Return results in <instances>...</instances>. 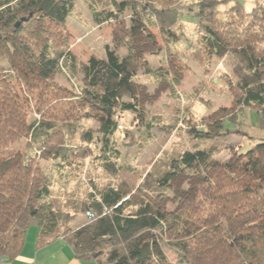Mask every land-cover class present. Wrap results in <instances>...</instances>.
I'll use <instances>...</instances> for the list:
<instances>
[{
	"label": "trees",
	"instance_id": "obj_1",
	"mask_svg": "<svg viewBox=\"0 0 264 264\" xmlns=\"http://www.w3.org/2000/svg\"><path fill=\"white\" fill-rule=\"evenodd\" d=\"M87 1L98 23L112 21L129 51L135 28L149 53H158V37L176 46L184 38L183 16L196 18L193 56L207 66L215 56L229 55L243 92L233 104L264 115V5L248 10L237 1L221 11L228 0ZM73 10V0H0V260L15 259L37 227L38 247L62 238L78 259L95 264H171L163 244L183 264H264V138L234 153V160L219 158L218 149L196 148L171 156L139 184L121 178L116 117L141 112L131 53L107 45L103 57L80 62L64 48ZM55 39L61 44L55 46ZM66 71L77 85L51 80ZM230 116L232 110L220 109L206 124ZM84 120L97 129H86ZM22 142L28 149L4 155ZM91 144H100L103 170L121 179L101 187L91 181L84 199L64 206L54 199L41 161L72 166ZM182 173L197 181L168 210L161 198ZM88 212L94 218L73 229L75 217Z\"/></svg>",
	"mask_w": 264,
	"mask_h": 264
},
{
	"label": "rangeland",
	"instance_id": "obj_2",
	"mask_svg": "<svg viewBox=\"0 0 264 264\" xmlns=\"http://www.w3.org/2000/svg\"><path fill=\"white\" fill-rule=\"evenodd\" d=\"M237 1L248 10L264 5V0H228L219 5V10H227ZM73 4L74 10L63 33L64 48L70 49L80 62H86L92 55L103 57L107 45L122 55L131 53L129 66L136 75L141 112H118L116 117L120 125L115 138L121 152L118 160L122 167L121 178L139 184L149 171L160 170L171 156L196 148L218 149L219 158L234 160V153L246 152L264 138V115L233 104L236 96L240 99L243 96L233 59L229 55L215 56L205 66L193 56V47L198 41L196 18L183 16L184 28L179 33H183L184 38L176 46L163 45L158 37L155 45L163 46L158 53H149L144 34L135 28L129 51L119 43L111 20L98 23L87 0H73ZM35 26L41 28L37 23ZM53 44L56 46L61 42L55 39ZM66 72L53 73L51 80L65 87L77 85L78 81L70 80V73ZM123 99L130 101L128 95ZM224 108L232 110L234 116L206 124L214 112ZM32 117L35 114L31 113ZM82 125L91 130L98 127L93 120H84ZM26 147L22 142L4 155ZM31 148L36 151V146ZM90 148L87 156L74 160L72 166L65 168L59 167L57 161H41L42 169L51 181L54 199L64 206L84 199L92 190L91 181L101 187L116 184L121 179L101 167L100 144H91ZM196 181L197 176L186 173L175 177L161 202L168 210L176 209ZM87 220V213H82L70 225L76 229ZM35 229L32 227L29 233ZM162 247L171 264H183L175 251L165 244Z\"/></svg>",
	"mask_w": 264,
	"mask_h": 264
},
{
	"label": "crops",
	"instance_id": "obj_3",
	"mask_svg": "<svg viewBox=\"0 0 264 264\" xmlns=\"http://www.w3.org/2000/svg\"><path fill=\"white\" fill-rule=\"evenodd\" d=\"M39 229L28 233L20 254L13 260H0V264H95L78 259L72 246L59 238L50 244L37 246Z\"/></svg>",
	"mask_w": 264,
	"mask_h": 264
},
{
	"label": "built area",
	"instance_id": "obj_4",
	"mask_svg": "<svg viewBox=\"0 0 264 264\" xmlns=\"http://www.w3.org/2000/svg\"><path fill=\"white\" fill-rule=\"evenodd\" d=\"M87 217H88L89 219H92V218H94V215H93L92 213L88 212V213H87Z\"/></svg>",
	"mask_w": 264,
	"mask_h": 264
}]
</instances>
